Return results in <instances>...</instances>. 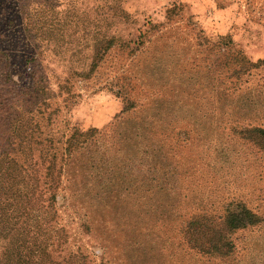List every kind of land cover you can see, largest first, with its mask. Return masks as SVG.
Here are the masks:
<instances>
[{
	"label": "rangeland",
	"instance_id": "obj_1",
	"mask_svg": "<svg viewBox=\"0 0 264 264\" xmlns=\"http://www.w3.org/2000/svg\"><path fill=\"white\" fill-rule=\"evenodd\" d=\"M129 104L149 146L124 181L148 190L104 193L95 180L117 171L114 152L90 169L84 147L71 152L95 138L88 129L122 150ZM254 128L264 129V0H0V152L35 165L43 189L58 185L39 264H264ZM231 203L260 222L225 233L230 253L211 255Z\"/></svg>",
	"mask_w": 264,
	"mask_h": 264
},
{
	"label": "trees",
	"instance_id": "obj_2",
	"mask_svg": "<svg viewBox=\"0 0 264 264\" xmlns=\"http://www.w3.org/2000/svg\"><path fill=\"white\" fill-rule=\"evenodd\" d=\"M110 45L111 42H107L106 48H109ZM134 110L132 104L127 105L121 121L117 123L116 130L119 131L117 133V143L119 141L122 143L124 146L122 150H111L110 147H113V144L109 146L103 134L88 129L87 135L94 137V133L95 138L83 142L78 150L68 151L69 153H76L84 147L85 151L80 159L86 169H90L95 160L101 161L103 164L107 163L101 160L105 156L104 153L114 152L112 169L117 171L113 174L110 173L101 182L95 180L96 187L99 186L104 193L112 191L127 192L128 189H133V191L136 189H140V191L148 190L145 183L136 186L134 182L131 184L124 181L125 172L122 170L126 163L135 162L138 159V153L143 152L149 146L144 135L147 130L145 119L134 120L132 116ZM250 133L253 134L256 140L264 144V129L254 128ZM72 139L74 138L71 137ZM71 140L68 141V148L76 147L77 145L72 143ZM98 144L101 146L99 147ZM101 147L103 154L100 152ZM121 151H124V155L118 156L117 153ZM94 154L96 156H92ZM45 157H48V153ZM51 158L52 160L55 159V155ZM99 158L101 159L98 160ZM109 159L112 162L111 158ZM34 166L27 169L12 154L0 152V242L7 239L8 234L10 235L8 247L3 252V264H39V259L43 253L39 240L45 242L47 241L46 235H49V208L54 202L55 190L58 185L52 182L43 189L39 184V179L35 176L36 172L38 174V170L36 169V171ZM92 174V172L89 173L90 176ZM127 185H130V188ZM216 220L218 222L217 230L214 232L213 242H210L207 252L218 256L227 255L232 248L231 242L227 241L224 235L225 233H233L253 227L260 222L257 214L242 203L229 204L224 214ZM39 232L44 233V235L39 234Z\"/></svg>",
	"mask_w": 264,
	"mask_h": 264
}]
</instances>
